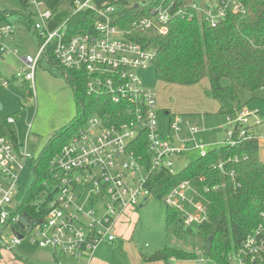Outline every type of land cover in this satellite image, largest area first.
<instances>
[{"label":"built area","instance_id":"1","mask_svg":"<svg viewBox=\"0 0 264 264\" xmlns=\"http://www.w3.org/2000/svg\"><path fill=\"white\" fill-rule=\"evenodd\" d=\"M99 2H72L75 14L90 11L97 19L92 32L70 35L68 20L51 28L54 15L45 0H28L32 28L40 39L35 57L20 59L18 52L7 45L14 39L12 25L0 28V57L12 55L22 61L23 68L14 78L28 84L32 97L39 63L51 49L57 66L83 75L88 96L104 103L96 107L94 115L51 159V177L44 182L48 190L39 197L46 211L39 221L19 212L24 202L14 204L20 176L29 167L33 169L35 158L26 147L27 141L15 144L8 136H0L1 250L13 251L36 231L38 246L53 251L56 258L65 255L77 264H92L101 244L116 242L131 210L155 199L151 188L153 176L162 170L178 172L177 158L194 151L203 158L214 149L232 153L252 142L264 150V132L259 130L264 124L263 114L247 107L225 116L223 128L213 129L216 133L224 132L214 149L203 140L212 130L187 117L170 116L163 131L156 94L145 88L139 75L152 66L155 51L130 39L133 31L166 35L173 17H191L186 14L189 9L204 13L216 25L230 10L234 14L244 13L239 0H210L209 5H198L196 0L185 4L182 0H152L144 5L150 7L149 15L134 22L130 30L116 25V7ZM129 2L134 5V0ZM1 84L4 88L9 86L8 81ZM7 123L14 125L15 119L8 118ZM32 124L27 126V136ZM233 160L239 161L240 157H224L214 168L224 172ZM230 170L233 179L235 172ZM200 179L203 181L204 177ZM223 186H205L202 193V188L186 180L169 189L163 199L168 208L182 215L186 227L195 228L208 221L206 194ZM22 216L28 218L25 229L20 227ZM260 216L261 223L228 254V264H264V212ZM36 222L39 224L34 226ZM28 228H32L30 233Z\"/></svg>","mask_w":264,"mask_h":264},{"label":"trees","instance_id":"2","mask_svg":"<svg viewBox=\"0 0 264 264\" xmlns=\"http://www.w3.org/2000/svg\"><path fill=\"white\" fill-rule=\"evenodd\" d=\"M20 1L27 11L28 0ZM187 1L189 0H182V3L185 4ZM45 2L54 15L52 29L68 20L67 29L70 35L93 31L97 19L94 13L84 11L75 14V6L69 0ZM239 3L244 7V13L234 14L230 10L226 18L218 21L216 25H212L204 13L189 9L186 10V14H191V17H173L166 35L141 31H133L130 35L133 42L155 51L152 65L159 81L193 86L206 79L209 89L205 93L218 103V115L222 117L247 107L248 103L258 99V94L264 89V0H239ZM102 4L116 7L119 16L116 25L124 30L133 29V23L148 16L150 10V7L132 5L129 0H100L99 5ZM7 13L0 11V19H4ZM23 15L24 24L27 27L32 26L31 16L27 13ZM37 39L39 42L38 35ZM40 66L51 73L59 71L64 75L74 90L77 116L52 135L34 160L35 182L19 212L36 221L43 219L45 205L42 204L41 211L38 212V208L32 202L48 190L44 182L51 177L49 171L51 159L76 135L86 119L94 115L96 107L104 104L103 101L88 96L83 75L57 66L51 49L40 61ZM18 87L24 92L23 101L29 103L32 92L28 84L23 82ZM79 117L86 119L81 120ZM3 125L6 128L5 135L17 144V136L12 126L7 121ZM262 153L263 149L255 142L232 153L224 149H214L207 157L197 158L175 174L168 170L155 174L151 187L155 199L164 200L169 189L186 180L202 188L199 189L202 193L205 186L211 187L215 184L224 186L206 194L208 221L195 228L186 227L182 215L167 208L168 237L183 241L185 245V240L196 238V245L189 244L190 247L187 249L166 245L164 249L149 257L143 256L144 261L164 264H171L172 260L194 261L199 254H206V245L212 240L211 252L206 255L214 264H228V254L235 250L262 221L260 216L261 212H264ZM235 154L240 160H233L224 172L214 168L219 160L230 156L234 158ZM230 169L235 172L233 179L230 177ZM201 177H204L203 181ZM197 246L200 247L199 250Z\"/></svg>","mask_w":264,"mask_h":264},{"label":"rangeland","instance_id":"3","mask_svg":"<svg viewBox=\"0 0 264 264\" xmlns=\"http://www.w3.org/2000/svg\"><path fill=\"white\" fill-rule=\"evenodd\" d=\"M73 2L74 0H69ZM152 0H134L133 4L144 6L149 5ZM214 3L216 0H213ZM198 5L210 4V0H196ZM21 10L18 0H0V11L14 12L8 22L11 23L15 32L14 39L9 46L18 52L19 58L27 56L35 57L39 52V42L32 26L27 27L18 20L17 13ZM9 14V13H8ZM1 17V16H0ZM8 25L7 21H0V28ZM19 59V60H20ZM23 68L17 58L0 57V104L3 109L0 111V136L5 135L4 122L12 117L16 123L19 138L27 149L35 157L42 147L49 141L52 135L67 126L77 116V105L74 97V90L67 82L64 75L57 71L51 73L38 67L35 76V90L29 103L23 101L24 92L18 87L21 80H13L16 72ZM146 89L155 92L157 107L159 111V122L163 131L166 130L168 116L166 110L172 115L189 118L194 124H206L208 129L223 128L226 120L221 115L215 117H204L205 113L197 112L196 109L209 107L217 104L206 95L209 89L207 80L198 85L181 86L163 83L158 80L155 67L152 65L145 71L139 73ZM2 81H8L9 86L4 88ZM258 99L248 103L247 108L251 111H260L264 122V95L258 94ZM24 102V103H23ZM204 117V119L202 118ZM208 116V115H207ZM87 117V116H86ZM86 117H79L85 120ZM202 119V120H201ZM4 121V122H3ZM203 121V122H202ZM32 130L29 136L27 126L32 123ZM260 131L264 132V124ZM212 139L217 134L209 132ZM222 139L224 132L220 131ZM264 152V151H263ZM264 159V153H262ZM199 158L198 152H191L176 159L177 171H181L192 161ZM35 182L33 169H26L20 176V188L14 204L18 205L25 201L26 195ZM37 208L43 204L39 197L32 202ZM168 206L162 199H153L144 202L143 207L135 208L126 217V224L122 226V235L114 246L101 244L94 255L92 264H145L143 256H151L165 248L166 245L189 248V244H197L196 238H189L185 243L167 235L166 211ZM36 241V242H33ZM36 231L27 235V238L13 251H4V258L0 264H77L72 257L60 255L57 258L53 251L42 249L38 246ZM198 250L200 249L197 246ZM198 250L196 252L198 253ZM149 264H163L159 262ZM171 264H214L206 254L198 255L194 261H176Z\"/></svg>","mask_w":264,"mask_h":264},{"label":"crops","instance_id":"4","mask_svg":"<svg viewBox=\"0 0 264 264\" xmlns=\"http://www.w3.org/2000/svg\"><path fill=\"white\" fill-rule=\"evenodd\" d=\"M18 2H19V4H20V6H21V10H19V12L17 13V16H18V20L20 21V22H22V23H24L23 21L25 20V18H24V15H23V13L25 14V13H27L28 15H30L31 16V13H30V8H28V10L27 11H25L24 10V8H23V6H22V4H21V1L20 0H18ZM8 13H7V15H6V17L4 18V19H0V21H7V23L8 24H11L10 22H8L9 21V19H10V16L12 17V14L14 13V12H11V11H7ZM10 13H12V14H10ZM1 18V17H0ZM31 18H32V16H31ZM33 19V18H32ZM35 35H36V33H35ZM37 36V35H36ZM13 41V40H12ZM12 41H8L7 42V45L8 46H11L10 45V42H12ZM9 57H13V58H16V57H14V56H12V55H8ZM18 59V58H17ZM18 62L21 64V66L23 67V63H22V61L21 60H19L18 59ZM20 70V69H19ZM37 72H38V70H37ZM36 72V73H37ZM14 77V76H13ZM13 80H15L14 78H13ZM20 83H23L22 81H20ZM27 84V83H26ZM198 85V84H197ZM209 85V84H208ZM215 101V100H214ZM29 102V101H28ZM216 102V101H215ZM217 103V102H216ZM197 110V112H203V113H205V118L206 117H215L216 115H218V111H219V105H218V103L217 104H211L208 108L207 107H204V108H199V109H196ZM165 115L166 116H168V119H169V117L170 116H172V113L170 112V111H167L166 110V113H165ZM208 115V116H207ZM204 117L202 116V118L204 119ZM10 118H12V117H10ZM225 118V117H224ZM207 119V118H206ZM214 119V118H213ZM202 120V119H201ZM7 121V120H6ZM167 122H168V120H167ZM167 122H166V124H167ZM203 122V121H202ZM15 123H16V121H15ZM10 125V124H9ZM197 125H199V124H197ZM203 125V124H202ZM202 125H200V126H202ZM204 125L206 126V124L204 123ZM12 126V128H13V130H14V132H15V135L17 136V143H20V144H22L23 143V141L21 140V138H19V134H18V131H17V129H15V127L13 126V125H11ZM207 127V126H206ZM216 129V128H215ZM209 130H212V131H209V132H212V133H216V131H213V129H209ZM207 133L206 135H204L203 136V140L205 141V142H207V143H210L212 146H213V149L215 148V144L221 139V137H220V131L219 132H217L216 134H217V138H216V135L214 136V138H210L209 136H208V134H211V133ZM52 137V136H51ZM43 148V147H42ZM264 151V150H263ZM40 152H41V150H40ZM39 152V153H40ZM264 153V152H263ZM39 155V154H38ZM38 155L36 156V158L38 157ZM143 206H141L140 208H142ZM125 221H126V219L124 220V223H125ZM122 228V227H121ZM120 228V230H119V232H118V237H119V235L120 236H123L122 235V229ZM117 240H118V238H117ZM117 240H116V242H117ZM116 242L113 244V245H111V246H114L115 244H116ZM108 245V244H107ZM6 252L7 250H1L0 249V255H1V259L0 260H2L3 258H4V253L3 252ZM1 262V261H0ZM159 263H162V262H159ZM145 264H149V263H145ZM164 264V263H163Z\"/></svg>","mask_w":264,"mask_h":264},{"label":"water","instance_id":"5","mask_svg":"<svg viewBox=\"0 0 264 264\" xmlns=\"http://www.w3.org/2000/svg\"><path fill=\"white\" fill-rule=\"evenodd\" d=\"M3 109V106L0 104V111ZM39 224V222L34 223V226H37ZM28 226V218H26V216H22L21 220H20V227L21 229H25ZM32 231V228H28V232L30 233ZM212 249V240H209L207 245H206V250L205 253L206 254H210Z\"/></svg>","mask_w":264,"mask_h":264},{"label":"bare ground","instance_id":"6","mask_svg":"<svg viewBox=\"0 0 264 264\" xmlns=\"http://www.w3.org/2000/svg\"><path fill=\"white\" fill-rule=\"evenodd\" d=\"M32 155H33V154H32ZM33 156H34V155H33ZM34 158L36 159V157H35V156H34ZM35 159H34V160H35Z\"/></svg>","mask_w":264,"mask_h":264}]
</instances>
